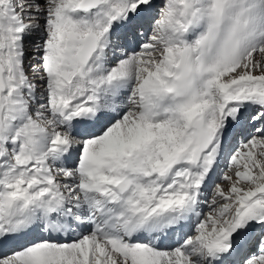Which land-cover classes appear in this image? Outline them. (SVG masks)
I'll return each mask as SVG.
<instances>
[{"label": "snow or ice", "instance_id": "snow-or-ice-1", "mask_svg": "<svg viewBox=\"0 0 264 264\" xmlns=\"http://www.w3.org/2000/svg\"><path fill=\"white\" fill-rule=\"evenodd\" d=\"M0 264H264V0H0Z\"/></svg>", "mask_w": 264, "mask_h": 264}]
</instances>
